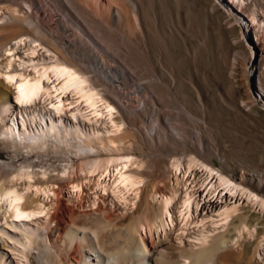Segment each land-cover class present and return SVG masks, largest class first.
I'll list each match as a JSON object with an SVG mask.
<instances>
[{
    "label": "rangeland",
    "instance_id": "obj_1",
    "mask_svg": "<svg viewBox=\"0 0 264 264\" xmlns=\"http://www.w3.org/2000/svg\"><path fill=\"white\" fill-rule=\"evenodd\" d=\"M233 1H198L196 8L200 14L192 22L199 37H191V45L199 54L197 60H188V50L182 37L176 40L177 46H172L176 56L172 58V55L166 54L165 61L178 66L175 74L178 88L165 97L163 112L166 117L156 119L150 112H143L141 118L129 116L118 105L112 104L115 106L112 122L107 123L106 128L102 125L94 128L87 121L80 118L75 120L68 113L64 114L63 123L60 124L67 131L58 128L59 135L56 136L46 130L51 121L58 123L52 113L44 108L34 113L30 109H20L9 92L12 89L5 86L8 87L9 96L7 104L0 109V141L10 143V147L4 150L0 148L1 152L5 151L4 155L8 153L13 156L14 144L22 150L29 149L27 144L41 146L55 156L75 154L77 149L69 142L73 141L70 131L77 126L81 135L75 139L78 145L82 142L80 137L87 138L95 133L104 136L103 141L96 140L91 143L90 150L86 149V154L95 157L86 156L78 163L103 161L104 165L100 163L94 169L88 165L78 168L74 172L78 179L63 188L56 183L38 182L39 177L46 178L49 169L40 166L24 168L30 174H18L14 180L15 186L24 196L33 194L39 198V208H33L34 212L25 216L7 217L0 210V264H39L35 259L42 248L41 243L51 248L62 242L63 225L52 220V215L60 209L59 200L82 211L100 206L107 208L112 217L118 215L121 219L113 221L108 226L110 228L103 231L116 236L110 249L122 243V235H127L143 201V224L137 236H142L149 248L165 251L166 264L182 263L186 259L180 257L181 252L189 254L192 251L190 254H193L222 239H227V247H220L212 253L210 260L213 259L214 264H264V204L260 205L261 201L264 203V28H258L263 13L257 12L253 21L252 16L256 11L248 8L250 1ZM240 1L243 9L239 7ZM215 3L217 9L212 8ZM208 11L211 22L207 20ZM8 14L7 9H1L0 22ZM162 24L170 29L165 17ZM206 36L209 37L204 43L202 39L206 40ZM23 37L19 40L22 44L29 40V37ZM112 43L110 46L116 48L117 44ZM39 45L40 49L33 59L35 62H39L48 49L43 43ZM237 51H244L248 55H238L239 66L231 74L229 60L237 55ZM27 53L22 48L6 51V55L11 54L15 63L21 59L27 61ZM198 60L200 69L193 77L190 69H197ZM6 61V56L0 54V79L7 84L4 75ZM243 69L248 70V84L244 81ZM113 77L110 76V82L132 91L131 80L125 81L119 75H115V80ZM183 109L188 112L185 113ZM155 121L160 122L165 130V136L161 139L152 134ZM22 122L27 130L26 137L23 136ZM6 130H9L8 134ZM199 137L203 139L206 150L202 152L203 155L188 148L187 144L197 142ZM181 144L186 149L180 148ZM167 152L171 155H167ZM186 155L197 156L200 163L189 167L184 159ZM173 158L182 160L176 167L169 163L171 172L167 175H162L158 167H151V161L169 162ZM112 159L115 160L112 162ZM117 162H120L119 170L123 169L138 180L134 188L122 197L114 193L112 184ZM64 163L55 162L56 165ZM208 167L212 168L209 173ZM243 170L244 176L241 175ZM37 171L43 173L38 175ZM218 173L240 185V188L251 191L252 196L219 184ZM156 189L161 192L153 194ZM185 190L193 191V198L199 203L198 210L193 212L192 223L187 228H180L179 213L174 205L169 210L172 221L167 216H160L161 200L174 194L179 199ZM147 191H151L150 195L146 194ZM133 195L136 198L132 200ZM226 210L230 211L227 217L224 213ZM202 234L206 235L205 239H202ZM158 257L155 261L160 262ZM69 262L75 264L77 260L70 259Z\"/></svg>",
    "mask_w": 264,
    "mask_h": 264
},
{
    "label": "bare ground",
    "instance_id": "obj_2",
    "mask_svg": "<svg viewBox=\"0 0 264 264\" xmlns=\"http://www.w3.org/2000/svg\"><path fill=\"white\" fill-rule=\"evenodd\" d=\"M198 1L0 0V10L7 9L9 11V14L0 22V54H4L7 60L4 65L7 84L5 80L3 82L0 79V109L8 102L7 88L9 87L12 89L9 92L15 98L20 109H30L34 113L44 108L58 119V123L51 121L46 129L56 136L59 135L58 128L66 130L64 125L60 124L63 123L64 114L68 113L75 120L76 118L83 119L94 128H98V125L106 128L105 125L112 122L115 107L112 104L118 105L129 116L140 117L143 112H150L156 119L166 117L163 112V107L166 105L165 97L176 87L178 88V79H176L177 76L175 77L178 66H176L177 64H168L165 61V56L167 53L172 55V58L176 56V51L172 49V46L176 45V40L182 37L188 50L186 55L188 60L198 59L199 54H196L198 51L191 45V39L197 36L192 21L200 14L196 8ZM249 1L248 8L256 11L252 20L256 19L257 12H262L263 17L260 21L258 20V28H264L262 26L264 0ZM240 2L239 7L243 9L242 2ZM212 8L217 9V4L215 3ZM207 15L208 22H211L209 11ZM163 17L168 21L170 29L163 26ZM23 36L29 37V40H25V43L22 44L19 40ZM207 37L209 36H206V40L202 39L204 43L207 42ZM115 38L116 42H114ZM111 42L117 44V47L113 48V45L111 47ZM41 43L45 44L48 49L40 57V61L35 62L33 61L34 55L39 51ZM16 48H22L24 53L29 51L28 56H25L27 61H21V59L19 63H15L11 54L6 55V51ZM238 55L247 57L248 54L244 51H237V55L229 60L231 74H234L235 69L239 66ZM197 62V69H190L193 77L196 76V70L200 69L199 60ZM243 72L244 81L248 84V70L243 69ZM115 75H119L128 82L131 80L132 91H127L124 86L110 82V76H114L115 80ZM130 94L133 96L130 97ZM183 110L185 113L188 112ZM156 121L153 123L151 131L153 135L161 139L165 136V130L159 124L160 122ZM76 124L75 121L74 125ZM24 126L22 122L23 136L26 137L28 134ZM12 128L14 129L13 124ZM78 131L77 126L70 131L73 141H70L69 144L77 149L75 154L68 153L64 157L50 155L46 151L48 149L43 150L44 147L40 146L39 148L31 146V144H27L28 150H22L19 148L20 146L14 144L13 156L8 153L4 155L5 151H0V210L6 217L25 216L34 212L33 208H39L37 205L39 198L33 194L24 196L25 194L19 193L15 186L14 180L18 174H30V171L24 168L40 166L45 167L46 170L49 169L50 172L47 173L46 178L39 177L38 182L40 184L56 183L59 188H63L78 179L74 173L78 168L88 165L94 169L99 167L100 163L104 165L103 161L78 163L79 159L86 156L95 157V155L86 154V149L91 147L92 142L104 139V136L95 133L87 138L80 137L82 142L78 145L77 140L75 141L79 135ZM5 133L8 134L9 130H6ZM9 144L8 142L3 143L2 140L0 148L4 150ZM183 144L186 146V143ZM183 144L180 145V148L186 149L182 146ZM187 144L189 147H186L193 148L201 154L206 151L201 137L197 138V142L191 141ZM158 149L160 150V148ZM169 153L167 152V155H171ZM196 157L185 156L184 159L189 163V167L200 163ZM180 160L182 159L180 158ZM180 160L173 158L169 162L151 161L150 164L151 167H158L162 175H167L171 172L169 163L176 167L181 163ZM55 162L65 163L56 165ZM118 164L120 162L116 163L117 169H115L116 173H114L112 184L115 189L114 193L122 197L124 193L134 188L138 180L125 173L123 169L119 170ZM211 169L208 167L206 170L209 173ZM42 173L37 171L36 174ZM244 173L243 170L241 175ZM44 174H46L45 171ZM217 180L219 184L232 190H239L252 196L251 191L240 188V185L233 183L222 174L218 173ZM150 192L147 191L146 194L150 195ZM159 192H161L159 189L153 190V194ZM136 195H133L132 200L136 198ZM193 197L194 192L190 190H185V194L181 195L179 199L175 194L164 197L161 200L160 216H167L172 221V214L169 210L174 205L179 213L180 228L188 227L194 219V210H198L199 202ZM175 200L176 202H174ZM143 204V201L140 202L139 207L141 208L137 210L127 235H122V243L116 248L110 249L109 246L116 236L107 232L103 233V231L108 230L110 228L108 226L120 218L118 215L114 218L107 208L100 206L93 210L82 211L67 206L62 200H59L60 209L52 215V220L63 225L62 242L51 248L41 243L40 247L43 249L39 250L36 262L39 264H71L70 259H75L77 260L75 264H162V261L166 260L165 251L160 248H149L144 238L137 236L141 224H143ZM263 204L261 201L260 205ZM194 205H196L195 208ZM224 213L227 217L230 211L226 210ZM201 236L202 239L206 238L205 234ZM227 242V239H222L215 245L201 248L196 252L193 251V254H190L192 251L189 254L180 251V257L187 261L179 264H214L213 259L210 260L212 253L221 249L220 247L226 248ZM156 256H159L160 262L155 261Z\"/></svg>",
    "mask_w": 264,
    "mask_h": 264
}]
</instances>
